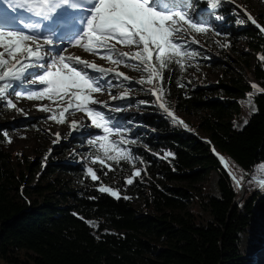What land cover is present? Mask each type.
Segmentation results:
<instances>
[{
  "label": "trees",
  "instance_id": "16d2710c",
  "mask_svg": "<svg viewBox=\"0 0 264 264\" xmlns=\"http://www.w3.org/2000/svg\"><path fill=\"white\" fill-rule=\"evenodd\" d=\"M198 6L207 9L202 2ZM217 13L223 17L221 23H230L229 4L212 10L211 15L215 18ZM227 34L242 37L248 50L257 57L264 56V36L256 27ZM230 37L224 42L238 55L241 67L251 71L258 88H264V60L256 58L251 64V56L239 53ZM184 50L196 52L197 49L189 46ZM198 61L206 64L203 56ZM186 72V66L181 69L175 63L170 64L161 70L158 88L162 89L163 102L175 115L199 119L196 128L192 130L191 122H187L191 130L185 131L169 117L157 115L162 112L151 97L156 114L137 115L132 121L127 117L116 119L122 125L127 121L128 128L137 125L125 138L135 139L137 143L123 146L132 152L133 162L109 161L110 169L94 170L99 177L97 181H90L85 174L80 176L79 167H64L51 160L43 165L35 160L25 162L27 170L42 167L38 184L29 188L25 176L14 174L11 155L0 147V261L5 264H253L250 254L264 244V187L259 184L264 180V92L252 89L240 76L229 78L228 85L219 83L215 88L187 86ZM249 93L257 110L245 127L238 130L233 120L240 113L241 99ZM196 132L205 136L196 137ZM165 152L173 153L174 158L163 159ZM214 153L223 157L224 163ZM133 165L141 169L140 177H132ZM67 168L85 181L80 190L64 191V185L60 189L57 180H51L57 171ZM229 171L237 177L243 175L252 190L241 205L237 203L239 188ZM212 174L217 176V197L206 189L195 188L193 193H188L171 185H204ZM129 177L134 182L127 186ZM98 181L108 183L121 198L100 193L98 188L102 184ZM125 195L130 199H123ZM135 197L140 202L138 207ZM193 199L199 202L207 218L188 211ZM242 206L244 209L240 211ZM255 217L260 220L258 226L253 223ZM87 219L97 221L96 233ZM246 236L251 240L248 251L243 252L241 244Z\"/></svg>",
  "mask_w": 264,
  "mask_h": 264
},
{
  "label": "snow or ice",
  "instance_id": "6c2138e0",
  "mask_svg": "<svg viewBox=\"0 0 264 264\" xmlns=\"http://www.w3.org/2000/svg\"><path fill=\"white\" fill-rule=\"evenodd\" d=\"M196 2L206 4L207 10H218L223 0H196ZM175 3L176 0H0V101H4L8 109L22 111L6 94L16 86L15 82L40 85L42 87L28 91L24 96L30 101L47 100L55 104V108L48 104L39 107L40 111L51 113L47 117L48 120L56 124H65L66 113L74 110L84 113L91 121V125L102 132L89 141L91 145H98L102 153V157L97 155L92 158L93 165L99 163L102 167H108L106 161L117 164L121 161L132 163V152L126 147H121V145L137 143L135 139H125L132 129L118 124L114 117H106L102 111L92 107L98 103L103 104L93 97L94 93L102 91L103 85L100 84V79L108 73H115L116 77H123L124 80L129 78L116 68L108 69L106 72L101 66L86 65L79 57L73 62L71 58L62 55V51L69 45L73 47L83 45L85 51L104 49L102 43L114 39L117 43L126 46H137V51L131 55L125 54L138 61L143 66L142 71L148 74L146 79L142 77L137 83L152 86L148 91L155 97L159 108L175 124L190 131L189 126L163 102L162 89L157 88L154 82L162 79L161 70L170 64L175 63L183 69L186 60L198 55L195 51L184 50L183 45L178 42L184 35L205 34L213 29L198 19L199 13L193 14L196 5L192 0H182V6L169 7V4ZM14 5L21 6L13 7ZM238 7L246 20L264 34V26L258 23V20L243 6ZM7 14H11L14 22L22 26L5 30L6 25L3 21ZM72 16H79L82 19L76 21L79 25L78 31L68 36L65 33L68 30V20ZM215 18L223 19L218 13ZM236 23L242 25L245 20L238 19ZM197 42L195 39L192 40V43ZM217 43L221 48L229 47L227 42L217 41ZM105 50L109 54L102 56V59L110 64L122 63L111 55L116 51L115 48ZM259 59L264 60V56H260ZM154 60L159 62L158 67ZM77 65L100 73L101 77L93 78L87 71L76 67ZM33 68L43 69L42 74L30 73L29 70ZM29 75L34 78L26 80ZM251 88L257 92H264V88H258L256 83H252ZM15 95L19 99L22 93L17 91ZM127 95L129 93L125 92L120 96H112L111 99H123ZM251 95L248 94L249 104H251ZM139 103L147 102L141 100ZM127 110L121 107L111 109L114 113ZM252 110L255 112L257 109L253 107ZM79 123L76 120L71 121L70 128L76 130ZM247 123L248 121L245 120L244 124ZM0 133L8 143H11L6 130H0ZM55 136L54 144L59 141L60 133H55ZM113 136L119 139H111ZM168 157L174 158V154L165 152L162 158ZM136 159L140 158L136 157ZM220 161L224 163L223 157H220ZM224 167L227 168L228 165L224 164ZM86 173L92 181L99 179L92 167H87ZM228 175L237 188L242 187L245 182L243 175L238 178L231 171ZM140 176L141 169H137L132 174V177ZM132 177L126 180L127 185L133 184ZM259 184L264 187V180L259 181ZM98 191L117 200L121 198L118 191L108 186L100 185ZM123 199L128 200L130 197L125 195Z\"/></svg>",
  "mask_w": 264,
  "mask_h": 264
},
{
  "label": "rangeland",
  "instance_id": "374dc122",
  "mask_svg": "<svg viewBox=\"0 0 264 264\" xmlns=\"http://www.w3.org/2000/svg\"><path fill=\"white\" fill-rule=\"evenodd\" d=\"M193 2V0H192ZM182 4V3H181ZM222 4H229L230 10L232 11V19L229 24H223L219 20H216L209 13L208 10H199L194 11V15L199 13L198 19L206 25L210 26L213 30L205 34H196L189 33L183 36L178 42L183 45V47L192 46L196 50L195 57L186 60L185 66L187 72L184 78V82L187 86H201V87H211L215 88L219 83L223 85H228L229 78L235 79L236 77H241L246 83L250 86L252 83H255L252 73L250 70H246L241 67L238 62V55H234L229 48H221L217 43H225L224 40L230 36L227 34L231 31L241 30L247 28L248 26L255 27L250 22L246 20L243 12L240 11L238 6H243L254 18L258 20L262 26H264V0H223ZM238 19L245 20V23L239 25L236 23ZM230 26V27H226ZM264 36V34H262ZM195 39L197 43H192V40ZM232 42H235V47L237 51L241 54L250 55L251 64L254 63L257 55L253 54L246 47V40L241 38L230 37ZM117 41H106L102 43V48H115V52H112L111 55L115 59L122 61L121 64H110L107 60L99 58L98 56H106L109 54L104 49H90L88 51L83 50L81 47H77V52H73L70 56L75 59L77 58V53H83V58L86 61L94 62L95 65L101 66L107 72L108 69L116 68L117 71L124 73L129 79L124 80L123 77H116L115 73H108L102 79H100V84L103 85L102 91L100 93H94L93 97L98 101L103 102V104L98 103L92 105L96 110L102 111L106 117H127L131 118L136 117L137 115H148L156 114L154 108L151 105L149 99L151 97L155 99L148 91L150 85L139 84V81L142 77L147 78V73L142 71L143 66L139 64L138 61L131 58V53L138 50L137 46H126L120 44L117 46ZM68 48L62 51V55L69 56ZM203 56L206 64H201L198 60ZM85 60H82L83 62ZM213 61V62H211ZM90 62H85L86 65H92ZM154 63L158 67L159 62L154 60ZM127 65V66H126ZM76 67L81 70L87 71L89 75L93 78L101 77L100 73L90 71L89 69H84L83 66L77 65ZM30 73H35L36 75L42 74L40 68H33L29 70ZM227 76V77H226ZM34 77L29 75L26 77V80H31ZM16 86L9 90L6 94L9 99H12L13 102L17 105V108L22 111H17L16 109H8L4 101H0V130H6L8 137L11 139V143H8V140L0 133V147L11 155L12 168L14 174H22L25 176L26 181L30 182L29 188L35 187L39 182V172L41 168L38 169L37 166L30 168L29 170L25 169L26 161H35L39 160L43 165L47 160H51L54 163H59L64 165V167H79L81 175H86V168L92 167L93 170H101L103 168L110 169L109 167H102L99 163L93 165L91 160L94 156H101L102 153L99 151L98 145H91L89 141L95 137L97 134H102L100 130L95 129L91 125V121L88 120L84 113L78 111L70 110L69 113H66V123L65 124H56L54 121L48 120L47 117L51 113L42 112L39 110V107L45 104H48L55 108V104L51 101H30L25 98L24 94L31 90L39 89L40 85H32L27 82L21 84L20 82H15ZM155 86L159 87V82H154ZM111 85V86H110ZM19 91L22 93L21 98L17 99L15 93ZM128 92L129 95L125 96L123 99H111L112 96H120L122 93ZM223 96V95H221ZM144 100L147 103L140 104L139 101ZM241 109L237 118L233 120L234 126L238 130H242L245 127L244 121L249 119V117L254 113L253 107H255L253 99L251 97V104H249V97L241 99ZM106 104L107 106H103ZM114 107L127 108V111H121L114 113L111 111ZM161 111V110H160ZM157 112V115L167 116L166 113ZM30 113H33L34 116H30ZM74 113V114H73ZM177 116V115H176ZM168 117V116H167ZM182 119L186 124L191 122L190 128L194 130L196 128V123L198 118H187L184 116H177ZM170 118V117H169ZM76 120L80 122L76 130L70 128L71 121ZM170 120H172L170 118ZM132 121V120H131ZM130 121V122H131ZM82 125V126H81ZM127 121L125 123L126 126ZM137 126L136 124L129 126L133 129ZM182 127V126H181ZM183 130L187 131L182 127ZM61 130L60 139L57 143H53L56 140L55 133ZM51 136L48 140L47 136ZM128 135H126L127 137ZM196 137L203 138L205 135L200 132H196ZM125 137V138H126ZM113 140H118L119 137H111ZM122 147V145H121ZM109 161H106L108 165ZM42 165V166H43ZM139 169L137 165H133L134 172ZM79 175H74L70 172L69 168L67 170L57 171L51 178L52 181H56L58 188H63L65 190H80L83 187L84 180L78 179ZM240 177V176H238ZM91 180V178L88 176ZM128 178H126L127 180ZM104 186H108V183L103 181H98ZM125 185L126 182H125ZM172 186H179L185 189L188 193H193L192 189L202 190L206 189L213 196H219L217 189V176L212 174L208 182L204 185L195 184L194 187L188 186L186 183L176 184L172 183ZM42 186L45 184L42 183ZM128 186V185H127ZM201 186V187H200ZM249 182L245 178V182L242 187L239 188V198L238 204L241 205L242 200L246 199L249 195L248 192L250 189ZM252 191V190H251ZM250 191V192H251ZM109 196L108 194H106ZM135 200L138 201V197H135ZM71 204V203H70ZM140 202L138 201L135 206L138 207ZM244 209V206L240 208V211ZM188 211H192L194 214H197L199 218H207L204 214V211L199 206V202L194 199L191 201L188 207ZM87 224L93 229L94 233L97 231V221L94 219H87ZM254 225L258 226L260 220L254 218ZM250 238L248 236L243 237L241 250L243 252L248 251V246L250 243ZM250 257L253 260V264H264V244L250 254ZM0 264H5L0 261Z\"/></svg>",
  "mask_w": 264,
  "mask_h": 264
},
{
  "label": "bare ground",
  "instance_id": "6f19581e",
  "mask_svg": "<svg viewBox=\"0 0 264 264\" xmlns=\"http://www.w3.org/2000/svg\"><path fill=\"white\" fill-rule=\"evenodd\" d=\"M21 6V5H20ZM19 6V7H20ZM169 7H173V8H175V5L174 4H169ZM8 15V14H7ZM7 15H5L4 16V18H6V16ZM6 25V28H17V27H19V25H12L11 23H8V24H5ZM117 44V46H120L119 45V43H116ZM106 49L108 48L107 46L105 47ZM68 53H69V56H67V57H69V58H71L72 60H73V58L70 56L73 52H77V51H80V50H78L77 49V47H70V46H68ZM105 50V49H104ZM105 51H107V50H105ZM77 57H79V58H81L82 60H85L84 58H83V53H80V52H78L77 53ZM99 58H101L102 56H98ZM74 62V61H73ZM84 62H90V61H84ZM90 63H92V64H95L94 62H90ZM43 69H41V71H42ZM90 70V69H89ZM91 71V70H90ZM30 116H34V114L33 113H30ZM57 132H59V133H62V131L61 130H59V131H57ZM51 138V136L49 135V136H47V139L49 140Z\"/></svg>",
  "mask_w": 264,
  "mask_h": 264
},
{
  "label": "water",
  "instance_id": "95a60500",
  "mask_svg": "<svg viewBox=\"0 0 264 264\" xmlns=\"http://www.w3.org/2000/svg\"><path fill=\"white\" fill-rule=\"evenodd\" d=\"M214 155L218 157V155H216V153H214ZM218 158H220V157H218Z\"/></svg>",
  "mask_w": 264,
  "mask_h": 264
}]
</instances>
